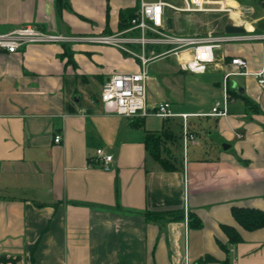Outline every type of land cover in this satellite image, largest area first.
<instances>
[{
  "label": "crops",
  "instance_id": "obj_1",
  "mask_svg": "<svg viewBox=\"0 0 264 264\" xmlns=\"http://www.w3.org/2000/svg\"><path fill=\"white\" fill-rule=\"evenodd\" d=\"M221 1L214 2L242 3L249 12L232 8L220 33L228 23L264 32L258 2ZM140 2L0 0V33L28 24L74 36L122 32L131 24L123 26L121 12ZM216 51L205 73L182 70L174 55L152 60L147 103L170 101L173 118H128L107 112L100 95L112 75L143 67L133 55L78 40L0 49V264H264V226L247 229L233 214L235 206L264 209V85L256 77L264 40L222 43ZM237 56L247 58V70L232 64ZM226 91L228 115H212ZM185 113L197 137L188 147ZM202 118L216 141L198 140ZM166 129L179 136L168 135L171 155L164 152L173 169L146 146L148 133ZM98 148L114 155L111 169L91 161ZM177 210L184 218L147 216ZM225 226L241 241L231 242Z\"/></svg>",
  "mask_w": 264,
  "mask_h": 264
},
{
  "label": "built area",
  "instance_id": "obj_2",
  "mask_svg": "<svg viewBox=\"0 0 264 264\" xmlns=\"http://www.w3.org/2000/svg\"><path fill=\"white\" fill-rule=\"evenodd\" d=\"M211 2L213 1L184 0L186 6L181 7L170 0H141L127 30L116 33H99L93 36L52 33L28 24L9 32L0 33V49L15 53L31 43H69L76 40L120 48L139 59L143 67L136 72L114 74L104 82L100 98L106 111L128 118H144L153 114L169 118L174 115L170 101L161 102L151 108L147 103V65L152 60L165 55H174L180 58L179 65L182 70L205 73L209 65L215 61V51L221 47L222 43L248 39L264 40V32L182 35L168 28V8L176 11H211L212 8L205 6ZM258 3L264 11V0H260ZM219 4L221 10L232 11L233 7ZM157 45H166L168 48L161 52L150 49ZM148 51L151 52L150 55H148ZM232 64L237 65L241 70L248 69V60L242 56L234 57ZM256 77L259 83L264 85V68L256 73ZM231 99L230 93L226 91L225 98L215 103L211 114L227 116ZM182 116L185 120L183 139L185 146L188 147L189 143H196L197 137L187 123L190 115L185 113ZM55 141L57 143L63 141L61 132L55 135ZM94 161L105 169H111L114 155L104 148H98Z\"/></svg>",
  "mask_w": 264,
  "mask_h": 264
},
{
  "label": "rangeland",
  "instance_id": "obj_3",
  "mask_svg": "<svg viewBox=\"0 0 264 264\" xmlns=\"http://www.w3.org/2000/svg\"><path fill=\"white\" fill-rule=\"evenodd\" d=\"M170 1L174 4H176L177 6H181V7L186 6V4L184 3V0H170ZM210 1H213V2H211L209 4H205V6L208 8H212L211 11H176V10H173L171 8H168L167 9L168 13L174 17V28H175V30L180 32V34L181 33H196L197 32V35H207L208 32H211V31H215V32H211L212 34H215V35L224 34V33H220V32L223 29L225 19L229 17L228 15H229L230 11L221 10L220 9L221 5L217 2H214L216 0H210ZM219 1H221V0H219ZM239 1H242V0H239ZM244 1L248 5L254 4L253 0H244ZM247 7L248 6H245V5L243 6L242 3H239L238 7L233 8V10L244 11V12L248 13L249 11L246 10ZM260 9H261L260 11L263 13L264 12L263 9L262 8H260ZM150 48H155V50H157V52H161V51L166 50L168 48V46L157 45V46L150 47ZM148 49H149V46H148ZM150 54H151V52L148 51V55H150ZM163 58L173 59L171 56L168 57V55H165ZM158 63H160V62H157V64H155V65H159ZM216 102L217 101H215V103ZM170 118H173V117H170ZM175 119L183 122V118H181V117H176ZM206 119L207 118H202L201 120L203 121V123L197 124L198 125L197 130L199 132L198 140L200 142H203V143L206 140L207 141H210V140L216 141L217 140L216 133H214V134L209 133L213 129L212 128L210 129V127H209L210 123H207L208 120H206ZM190 121H192L194 123L195 118H190ZM196 122H198V121L196 120ZM210 122H212V121H210ZM176 142H177V140H176ZM181 152L183 153V149H181Z\"/></svg>",
  "mask_w": 264,
  "mask_h": 264
},
{
  "label": "trees",
  "instance_id": "obj_4",
  "mask_svg": "<svg viewBox=\"0 0 264 264\" xmlns=\"http://www.w3.org/2000/svg\"><path fill=\"white\" fill-rule=\"evenodd\" d=\"M254 2H259L260 0H253ZM135 9H128L121 12V21H123V26L128 27L131 24V19L135 15ZM231 95H235L237 98H246L242 91L229 90ZM171 134L173 138L171 140H179V136L174 134L172 131L166 129L161 133H148L146 139V146L149 152L167 169H173L174 163L171 158L166 156L164 152L168 150L166 148V143L169 140L168 135ZM182 137V135H181ZM168 152L171 151L168 150ZM94 161V159H91ZM166 214H171L175 218H184L185 213L183 210L169 211V212H148L147 216L150 219H158L164 217ZM233 214L237 221L247 229H255L264 226V209L255 207H233ZM198 222V217H191V225H195ZM200 223V221H199ZM228 235L230 236L231 242L241 241V236L239 232L231 226H225Z\"/></svg>",
  "mask_w": 264,
  "mask_h": 264
},
{
  "label": "water",
  "instance_id": "obj_5",
  "mask_svg": "<svg viewBox=\"0 0 264 264\" xmlns=\"http://www.w3.org/2000/svg\"><path fill=\"white\" fill-rule=\"evenodd\" d=\"M167 26L169 29H173V17L168 16L167 17ZM226 33H245L246 30L243 27L240 26H234L231 23H228L225 27ZM228 144H224V148H228Z\"/></svg>",
  "mask_w": 264,
  "mask_h": 264
}]
</instances>
